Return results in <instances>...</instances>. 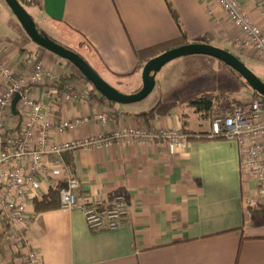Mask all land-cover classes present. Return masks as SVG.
<instances>
[{"label": "crops", "instance_id": "1", "mask_svg": "<svg viewBox=\"0 0 264 264\" xmlns=\"http://www.w3.org/2000/svg\"><path fill=\"white\" fill-rule=\"evenodd\" d=\"M170 1L189 43L215 45L238 56L242 53L249 62L248 52L235 43L238 31L215 1L213 15L202 0ZM239 2L264 31V0L258 4L252 0ZM40 5L41 10H37L44 21L65 26L67 32L78 33L81 41L90 43L96 68L113 80L114 76L138 72L136 50L181 35L165 0H40ZM21 29L25 33L22 26L14 27L19 34ZM22 40L26 41L24 37ZM38 46L24 47L4 38L0 40V56L21 71L29 72L39 60L61 75L63 71L72 73L61 57ZM158 74L160 102L164 101L167 85L165 79L158 81ZM229 75L235 77L231 70ZM69 82L86 93L87 100L65 101V89L60 91L56 84L26 90L51 106L48 116L55 124L65 118L105 111L109 112V121L63 134L54 132L57 141L140 125L186 131L188 139L179 147L155 141L145 146L130 143L66 152L73 162L69 169L81 182L77 206L63 208L60 201L58 208L38 212L33 201L29 207L28 234L41 253L42 264H264V205L255 200L247 204L254 191L253 185L242 179L238 145L225 138L209 137L208 114L193 116L189 100L178 103L167 114H157L148 123L141 114L155 105L149 110L130 109L129 104L111 107L91 95L90 85L83 79ZM241 94L243 87L236 93L238 97L232 95L231 99L243 100ZM218 99L213 102L215 108ZM179 105L186 110L182 112ZM59 175L65 179L63 172ZM41 187L43 196L52 189L47 182ZM118 196L129 207L121 225L114 230L90 229L81 206H105ZM7 228L0 214V258L4 256L9 264H22L20 245L6 246L2 242Z\"/></svg>", "mask_w": 264, "mask_h": 264}, {"label": "built area", "instance_id": "2", "mask_svg": "<svg viewBox=\"0 0 264 264\" xmlns=\"http://www.w3.org/2000/svg\"><path fill=\"white\" fill-rule=\"evenodd\" d=\"M213 1L238 31L235 43L255 51L264 60V31L254 22L248 9L239 0H202L210 15L215 13ZM61 77V73L48 69L43 62L34 63L26 72L7 60L0 61V214L8 224L2 242L6 246L20 245L22 264H42L41 253L28 234L29 207L35 199L43 197L42 184L47 182L50 188H55L62 184L58 183L61 180L64 183L59 190L61 206L69 209L78 204L77 191L81 182L71 173L64 159L66 152L130 143L145 146L155 141L179 147L188 139V135L179 129L140 125L57 141L54 132L63 134L94 122L107 124L109 121V112L105 111L53 123L48 116L51 106L26 89L30 86L50 88ZM64 89L65 101L78 102L88 98L70 83L65 84ZM16 94L21 96L17 103L18 114L12 108ZM209 137L237 143L242 179L253 185L254 191V197L249 196L247 204L255 200L264 205V100L254 97L234 104L228 110L215 111ZM60 172L65 174V179H60ZM81 208L92 230L117 229L129 213L128 203L122 196L105 206L91 203ZM32 216L34 218L36 213Z\"/></svg>", "mask_w": 264, "mask_h": 264}, {"label": "rangeland", "instance_id": "3", "mask_svg": "<svg viewBox=\"0 0 264 264\" xmlns=\"http://www.w3.org/2000/svg\"><path fill=\"white\" fill-rule=\"evenodd\" d=\"M30 14H32L37 20L38 23L46 33L50 36L54 37L58 42H62L61 44H66L67 46H71L74 49L78 50L82 54H86L87 50L85 47H80L78 44L81 41V37L78 33L67 32L65 26L60 25H52L51 23H47L44 19L38 14L37 8L30 7L28 8ZM21 24L17 21V18L13 14L12 10L9 8L5 0H0V40L4 38H10L11 42L14 44H20L21 46H38L33 41H31L25 33L22 31L20 34L14 30V27H20ZM24 30V29H23ZM24 37L25 42L22 40ZM65 45V46H66ZM39 47V46H38ZM240 47V46H239ZM241 50L247 51L248 54L245 53L249 57V62L246 61L244 56L242 57V53L239 56L242 57L245 64L264 81V60L260 57H256V52L240 47ZM75 50V51H76ZM54 57H58L53 54ZM258 56V55H257ZM258 58V59H255ZM59 59V57H58ZM4 58L0 56V61L2 62ZM62 63L66 65V69L71 70L72 73H76L78 75V79H83L85 83H90L84 78H80V71L69 61L62 58ZM40 62V61H37ZM45 62V61H43ZM230 68L222 63L220 60L211 57V56H191L182 57L176 60H173L166 64L158 74V81L162 79L166 80L167 91L166 94L163 95L164 102L175 101L178 103L188 102L191 99L200 98L204 95H212L214 99L218 96L220 98H231L232 95L236 96V93L240 92L242 87L244 88V95L241 94L243 100L241 102L249 101L253 99L252 92L243 84L241 81L235 76L232 77L230 74ZM99 72L107 78L111 82V84L118 88L120 91L131 94L136 92L143 83L142 71L137 72L135 75H131L125 78L114 76V80L110 77H107V74L98 68ZM232 72V71H231ZM64 74H69L68 72H64ZM63 74V75H64ZM70 83V82H69ZM74 88L78 89L75 86V83H70ZM74 84V85H73ZM91 88V85L88 86ZM80 89V88H79ZM78 89V90H79ZM159 86H157L153 92L143 99L142 101L136 102L134 104H129L130 109H141V110H149L151 106L156 105L159 100ZM238 97V96H236ZM176 105V106H177ZM193 116H198L197 106H192L188 104ZM181 111H185L186 107L179 105ZM225 111L226 109H220L219 107L214 109L213 112L209 113L210 119H213V113L215 111ZM228 110V109H227ZM0 264H9L4 256L0 258Z\"/></svg>", "mask_w": 264, "mask_h": 264}, {"label": "water", "instance_id": "4", "mask_svg": "<svg viewBox=\"0 0 264 264\" xmlns=\"http://www.w3.org/2000/svg\"><path fill=\"white\" fill-rule=\"evenodd\" d=\"M5 2L33 42L71 62L102 96L113 103L126 105L142 101L155 89L157 74L166 64L178 58L192 55H206L220 60L237 72L253 91L264 97V81L238 56L229 50L207 43H188L150 59L142 70V87L134 93H124L103 78L81 54L50 37L19 0H5ZM20 97V94H16L13 100L12 108L15 114H18L17 103Z\"/></svg>", "mask_w": 264, "mask_h": 264}, {"label": "trees", "instance_id": "5", "mask_svg": "<svg viewBox=\"0 0 264 264\" xmlns=\"http://www.w3.org/2000/svg\"><path fill=\"white\" fill-rule=\"evenodd\" d=\"M19 1L27 9L28 12H29L28 8H30V7H34V8H37V9L41 10L40 0H19ZM165 1L167 2L168 6H169V9H170L174 19L176 20V22L178 23V25H179V27L181 29V35L178 38L171 39V40H168V41H164V42L155 44L153 46L146 47L144 49L136 50V57H137L136 71H138V72L143 70V67L145 66V64L150 59L162 54L165 51H168L170 49H173V48H176V47H179V46H182V45H185V44L189 43L188 35H187L186 31L183 29V26H182V24L180 22L179 16H178L176 10L174 9V7L172 6L171 1L170 0H165ZM31 16L37 21V19L32 14H31ZM50 37H52V36H50ZM52 38L55 39L54 37H52ZM64 45H66V44H64ZM78 45L80 47H85V49L87 50L85 55L80 53L78 50L74 49L71 46H67V45L66 46L76 50L79 54H81L92 65V67L100 74L99 70L96 68L95 64L93 63V61L91 59V56L94 55V54H93V49H92L90 43L88 41H86V40H82V41L79 42ZM236 56H238V55H236ZM230 70L241 81V83L252 92L253 97H259V98L264 100V97L261 96L259 93L253 91L247 85L245 80L237 72H235L231 68H230ZM80 76H81L80 78H84L85 80H87L86 77L82 73H81ZM128 76H130V75H121L120 77L125 78V77H128ZM76 78H78V75L76 73H69V74L66 73V74L62 75L60 81L57 82L56 87H58L60 89V91L64 90L65 84L67 83V81L75 80ZM90 85H91V90H90V94L91 95L96 96L102 102L107 103L111 107H115L117 105L116 103H113V102L109 101L108 99H106L104 96H102L93 87V85L91 83H90ZM214 100L215 99H214V97L212 95H204V96H202L200 98L191 99L189 101V104L192 105V106H197V110L199 112H204L206 114H209V113L213 112L214 109L216 110V108H217V107L216 108L214 107L215 106L214 103H213ZM217 102H218L217 103L218 107L220 109H226V110L230 109L234 104L241 103L240 100L231 99V98H220V97L217 100ZM176 105H177V102H175V101H170V102L160 101L150 111H148V112H146L144 114H141V116H143L145 118V120L148 123H150L156 117L157 114H167L173 108H175ZM65 157H66V161H67V164H68L69 168H73V162H72L71 158H69L67 156V153H65ZM62 186H64V183L58 185L55 188H52L50 190V192L47 195L43 196L41 199H35L34 202H35L36 210L38 212H43V211H47V210H52V209L58 208L59 205H60L59 190H60V188ZM246 238L247 237H244L243 239H246Z\"/></svg>", "mask_w": 264, "mask_h": 264}]
</instances>
